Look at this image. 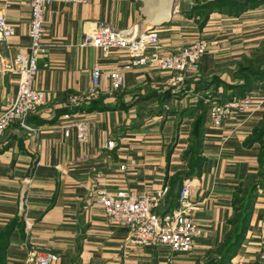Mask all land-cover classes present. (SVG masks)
I'll use <instances>...</instances> for the list:
<instances>
[{"label": "crops", "instance_id": "1", "mask_svg": "<svg viewBox=\"0 0 264 264\" xmlns=\"http://www.w3.org/2000/svg\"><path fill=\"white\" fill-rule=\"evenodd\" d=\"M29 1L0 0V10L15 29L9 41L0 44V114L14 102L18 90L19 79L9 71L12 61L30 44ZM174 1L89 0L85 5L55 1L50 6L43 37L47 54L40 60L35 83L36 90L46 94V103L29 116L25 127L14 123L0 137V231L15 218L33 224L23 235L13 234L6 264H28L33 251L55 255L54 264H207L219 258L217 251L231 231L235 187L256 170L258 150L244 148L242 142L260 117L234 114L217 130L210 126L207 113L202 174L183 182L193 186L194 219L203 235L196 239L192 253L173 254L165 246H128L129 231L109 222L97 197L100 192L127 190L156 197L158 213L166 209L172 179L187 170L182 159L188 149L187 132L183 134L180 127L194 119L159 115L157 109L148 114L143 109L159 108L153 93L168 90L173 98L166 109L194 108L199 93L194 97L193 92L198 87L191 84L190 90L183 91L187 94L179 93L182 84L174 83V74L137 67L127 73L119 92L105 91L100 104L106 110L74 113L68 108L70 96L89 92L96 66L112 70L129 62L124 51L107 56L91 45L81 47L85 32L98 23L132 36L152 30L164 53L202 40L211 51V43L230 35L229 26L243 21L245 27L242 19L255 12L238 18L213 13L201 28L202 20L191 16L194 5L184 8L181 2L186 0L177 5ZM210 53L202 58L199 71L190 75L193 80L211 74ZM205 104L209 106L210 101L206 99ZM64 113L71 115L70 120L63 121ZM76 119L89 124L88 143H79L74 131L65 137L63 127ZM170 123L172 132L176 129L168 136ZM263 243L264 193L256 200L242 247L229 264H264L260 258Z\"/></svg>", "mask_w": 264, "mask_h": 264}, {"label": "built area", "instance_id": "2", "mask_svg": "<svg viewBox=\"0 0 264 264\" xmlns=\"http://www.w3.org/2000/svg\"><path fill=\"white\" fill-rule=\"evenodd\" d=\"M60 1L71 4L85 5L89 0H30L31 21L29 28V47L15 55L9 71L18 77L19 84L14 102L0 114V137L14 123L25 127L29 116L46 103V94L36 90V79L41 71L40 60L47 54L44 44L45 15L53 2ZM15 29L0 10V44L7 43L14 35ZM92 47L101 50L105 55L124 51L129 62L117 65L108 70L96 66L91 73V87L87 94L73 95L68 99L69 108H78L101 99L105 91L119 92L125 84L127 73L137 67L149 68L165 73H176L178 81H183L184 74L199 71L200 62L209 52L208 43L185 46L175 53H164L160 49V39L152 30L142 35H127L126 32L115 30L111 25L98 23L96 27L85 32L81 47ZM1 56V54H0ZM44 67H48L45 64ZM106 84H108L106 88ZM255 93V92H253ZM256 93L245 96L242 100H233L224 105L213 104L208 111L210 126L222 129L235 110L246 112ZM264 102H258L257 108ZM248 111V110H247ZM71 115L65 114L63 121L70 120ZM65 137L74 131L79 143H88L90 137L89 124L76 119L72 124L63 127ZM108 148H114L110 142ZM122 171L125 170L123 166ZM193 186L183 184L179 198V207L166 216H160V201L151 195L137 196L120 190L114 194L100 192L97 203L104 210L109 222L117 228L129 231L126 244L128 246L154 249L165 246L173 254H189L195 249L196 239L203 235L200 225L194 219L196 204L192 201ZM28 221L25 230L32 229ZM260 258L264 260V243L261 245ZM57 257L49 252L33 251L29 254L28 264H54Z\"/></svg>", "mask_w": 264, "mask_h": 264}, {"label": "trees", "instance_id": "3", "mask_svg": "<svg viewBox=\"0 0 264 264\" xmlns=\"http://www.w3.org/2000/svg\"><path fill=\"white\" fill-rule=\"evenodd\" d=\"M261 4H264V0H197L191 8V16L195 14L200 18L202 20L200 27L204 28L209 20V16L213 13L228 17H239L248 11L260 7ZM242 59L243 64L239 65L236 74L233 76L237 80L234 85H230L216 77H208L204 81L191 80L187 83L188 90H190V86L193 84L198 87L194 92L205 93L199 99L195 108L185 109L181 112H170L165 109V106L173 98L171 91L168 90L164 94L153 93V96L159 100V109L156 112L154 111L156 114L161 115L164 113L165 115L167 114L166 116L178 115L180 118L187 117L194 119L193 130L190 136V146L184 153L187 170L177 174L172 179L166 199V209L158 213L160 216L164 217L179 207V198L183 188V182L188 179L199 178L202 174L205 163L202 150L209 106L212 104L224 105L227 102L233 101L235 98H244L249 93L255 91L259 83H264V70L259 69L260 66L256 65V63L251 64L249 57L244 56ZM220 87H222L223 92L220 91ZM209 92H212L213 95L215 93L216 98H221L219 103L210 101V98L214 96H208ZM206 99L211 102L209 106L205 104ZM100 102L101 99L93 101L88 105L70 109L74 113H91L106 110L107 107H102ZM253 133L254 136L245 141L244 148H253L260 144L262 145V150H264V115L262 121L254 129ZM258 158L259 168L257 173L249 175L235 187L232 201L234 215L229 221L231 231L226 243L217 251L219 258L212 259L207 264H229L242 247L250 225L253 208L258 198V192L261 189L264 190V151L258 155ZM24 230L25 222L21 218H15L0 231V264H6L8 247L13 234L17 231L23 235Z\"/></svg>", "mask_w": 264, "mask_h": 264}, {"label": "rangeland", "instance_id": "4", "mask_svg": "<svg viewBox=\"0 0 264 264\" xmlns=\"http://www.w3.org/2000/svg\"><path fill=\"white\" fill-rule=\"evenodd\" d=\"M180 0H176L174 1L175 4L177 5L179 3ZM197 2V0H186V1H182V6L184 8L190 6V5H194ZM264 4H261L260 7H257L251 11H255L254 13L247 15L246 17H244L242 20H244V22H247L245 27H242L241 24H243V21L240 23H232L233 25L229 26V28H231L230 30V35L228 36H223L222 40H215L216 43H211L212 45V53H210L211 56V62L210 65L213 67V70L211 72V74H207L206 76H198V74L196 76V80H205V78L208 77H216L221 79L222 81L230 84V85H234L235 82H237L236 79H234V75L236 74V71L238 70L239 65L243 64V57L247 56L250 59L251 64L256 63V65H259V69L264 70ZM245 14V13H244ZM243 15V14H242ZM240 15V16H242ZM239 16V17H240ZM231 18H238V17H231ZM239 25V26H235ZM263 24V25H261ZM203 41V40H202ZM217 41H222L221 43H218ZM207 42V41H206ZM209 47V45H208ZM209 50V52H211ZM208 56V55H206ZM208 61V60H207ZM207 62V63H209ZM201 65V62H200ZM158 71V70H155ZM170 74H174V83L175 84H179L181 86V90L179 93H184V90L188 91V82L193 80L192 78H194L193 76L190 77L191 74H184L182 76L183 81H178L177 78H179L180 76H178V74L176 73H170ZM204 77V79H203ZM195 80V79H194ZM193 80V81H194ZM221 92H223L222 87L219 88ZM256 93V97L252 100L251 104L248 106V108L244 111L246 112H242L243 114H250L253 113V117H260V120L254 124V128L252 129V131L250 132V134L247 136V138L244 140L243 145L245 143L246 140H248L249 138L254 136V129L256 127H258V124L262 121V117L264 115V103L262 106H260L259 108L256 107V105H258V102H264V83H259L256 90L253 91ZM249 93L251 95L255 94V93ZM188 92L184 93L187 94ZM199 93V95H197ZM190 94V93H189ZM205 93H201V92H194V97L196 96L197 100L195 101H199V99L201 97L204 96ZM213 95L212 92H209L208 96ZM214 97L210 98L211 102H218L219 100H221V98H216L215 93L213 95ZM247 96V95H246ZM191 97V95L187 98V100ZM243 98H235L234 100H242ZM190 100V99H189ZM196 103H193L194 106L197 105ZM210 102V103H211ZM213 105V104H212ZM167 106H165L166 109ZM195 108V107H194ZM154 109H159V108H144L143 112L144 113H148L150 114V112ZM210 109V107H209ZM168 111L171 112V110L166 109ZM248 110V111H247ZM240 112L238 110H235L233 112V114L230 116V118L235 114H239ZM241 113V114H242ZM147 115V114H146ZM234 115V116H235ZM174 119L171 120H167V121H173ZM257 120V119H256ZM158 122V121H157ZM160 122V121H159ZM183 124V123H182ZM193 124L194 122H188L185 124V127H180V130L183 131V134L185 132H187V137H186V148L188 146H190V136H191V131L193 130ZM165 125V122L161 123V127H163ZM169 126L168 129L166 130L167 135L171 136L173 135L174 131L176 128H174L173 132L172 129L174 127V125H172V123L168 124ZM226 125V124H225ZM252 125H249V128ZM170 140V138H169ZM256 149L254 150H258V155L263 152L264 150H262V145H256L254 146ZM253 147V148H254ZM185 148V146H184ZM247 149H251V148H247ZM187 150V149H186ZM262 150V151H261ZM182 153H184L182 151ZM204 151L202 150V156H203ZM258 155L256 156V170L255 172L252 173V175L256 174L259 168V162H258ZM204 158V156H203ZM182 159L184 161L185 159V155H182ZM185 162V161H184ZM258 196L260 194L264 193V190H259L258 192Z\"/></svg>", "mask_w": 264, "mask_h": 264}, {"label": "water", "instance_id": "5", "mask_svg": "<svg viewBox=\"0 0 264 264\" xmlns=\"http://www.w3.org/2000/svg\"><path fill=\"white\" fill-rule=\"evenodd\" d=\"M193 203H196V198L195 199H192Z\"/></svg>", "mask_w": 264, "mask_h": 264}, {"label": "bare ground", "instance_id": "6", "mask_svg": "<svg viewBox=\"0 0 264 264\" xmlns=\"http://www.w3.org/2000/svg\"><path fill=\"white\" fill-rule=\"evenodd\" d=\"M254 95V94H253ZM247 96H252L251 94H248Z\"/></svg>", "mask_w": 264, "mask_h": 264}]
</instances>
